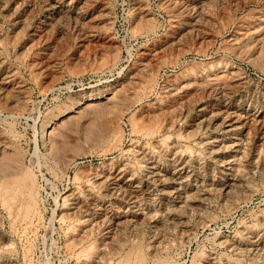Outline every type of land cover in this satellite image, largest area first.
<instances>
[{
	"label": "rangeland",
	"instance_id": "1",
	"mask_svg": "<svg viewBox=\"0 0 264 264\" xmlns=\"http://www.w3.org/2000/svg\"><path fill=\"white\" fill-rule=\"evenodd\" d=\"M0 264H264V0H0Z\"/></svg>",
	"mask_w": 264,
	"mask_h": 264
},
{
	"label": "bare ground",
	"instance_id": "2",
	"mask_svg": "<svg viewBox=\"0 0 264 264\" xmlns=\"http://www.w3.org/2000/svg\"><path fill=\"white\" fill-rule=\"evenodd\" d=\"M44 124H45V123H44ZM41 126H42V125H41ZM42 127H43V126H42ZM42 127H41V128H42ZM41 128H40V129H41ZM42 129H43V128H42ZM41 131L43 132V130H41ZM22 175H23V174H22ZM19 182H20V181H19ZM29 183H30V182H29ZM18 184H19V183H18ZM7 191H8V190H7ZM32 191H33V190H32ZM1 193H2V192H1ZM8 193H9V192H8ZM15 194H16V193H15ZM16 195H17V194H16ZM31 195H32V194H31ZM34 196H35V195H34ZM4 198H5V197H4ZM16 198H17V197H16ZM24 200H25V199H24ZM6 202H7V201H6ZM30 205H31V204H30ZM33 205H34V204H33Z\"/></svg>",
	"mask_w": 264,
	"mask_h": 264
}]
</instances>
